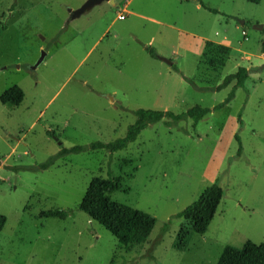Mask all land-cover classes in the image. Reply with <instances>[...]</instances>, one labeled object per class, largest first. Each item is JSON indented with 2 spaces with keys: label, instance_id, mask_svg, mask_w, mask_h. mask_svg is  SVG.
Returning a JSON list of instances; mask_svg holds the SVG:
<instances>
[{
  "label": "rangeland",
  "instance_id": "obj_1",
  "mask_svg": "<svg viewBox=\"0 0 264 264\" xmlns=\"http://www.w3.org/2000/svg\"><path fill=\"white\" fill-rule=\"evenodd\" d=\"M85 1L0 0V97L25 94L0 100V264H217L226 245L264 242V0L104 1L71 19ZM206 41L231 47L221 70L204 63ZM239 67L244 87L215 89ZM234 87L197 124L165 119L114 153L90 147L124 137L138 109L213 107ZM110 175V199L157 220L132 250L79 210L91 180ZM215 183L222 201L194 233L177 214Z\"/></svg>",
  "mask_w": 264,
  "mask_h": 264
},
{
  "label": "trees",
  "instance_id": "obj_2",
  "mask_svg": "<svg viewBox=\"0 0 264 264\" xmlns=\"http://www.w3.org/2000/svg\"><path fill=\"white\" fill-rule=\"evenodd\" d=\"M249 2L259 3L260 0H248ZM213 13H218L216 9H210ZM231 53V47L214 41H206L203 56L204 63L212 70L218 71L225 67L227 58ZM153 57L158 55L154 51H150ZM249 71L246 67H239L237 72L225 77L223 83L215 87L219 90L227 86L233 79L237 80L238 87H244ZM187 80H190L186 78ZM24 91L21 87L15 85L6 90L0 97L2 103H10L19 105L24 99ZM235 96V87L229 93L228 97L213 107H205L196 104L182 113H176L171 110H148L138 109L136 111L137 119L129 126L127 134L119 139L109 143H94L90 147L94 149L106 148L109 152L114 153L124 149L129 143L135 141L138 135L151 123L161 120H169L168 124H174L181 120L191 118L197 124L207 114L217 111L224 107ZM241 113L239 114V116ZM236 139L241 144L239 135ZM82 147H73L72 149H63L62 152L80 151ZM242 151V145L238 153ZM48 164L45 163V166ZM118 186L117 181L110 175L107 178L94 177L79 204V210L86 213L93 221L104 226L118 242L127 250L142 245L148 239L152 232L156 218L143 210L119 203L110 199L107 194L115 190ZM224 191L222 187L215 183L208 186L199 197L189 204L182 212L178 213V217H184L189 221L191 230L194 233L203 235L206 233L210 223L212 222L216 210L222 201ZM70 210L51 209L42 213L45 217H58L66 219ZM7 217L0 213V231L3 229ZM189 232L181 230L178 239L185 241ZM217 264H264V242L256 243L247 240L242 247L226 245L219 256Z\"/></svg>",
  "mask_w": 264,
  "mask_h": 264
},
{
  "label": "water",
  "instance_id": "obj_3",
  "mask_svg": "<svg viewBox=\"0 0 264 264\" xmlns=\"http://www.w3.org/2000/svg\"><path fill=\"white\" fill-rule=\"evenodd\" d=\"M104 1H108L111 4H115V0H86L80 7H78L77 9L74 10H70L71 12V19L76 18V17H80L82 14H84L86 11L91 10L94 6L101 4ZM242 25H244V21L241 22ZM263 25H258L255 26L256 29H263ZM46 55L45 51H42L41 57L39 58L38 62L36 63V65L34 66V68H36L43 60L44 57ZM163 60H167L165 58H162ZM169 63H172L170 61H168Z\"/></svg>",
  "mask_w": 264,
  "mask_h": 264
},
{
  "label": "crops",
  "instance_id": "obj_4",
  "mask_svg": "<svg viewBox=\"0 0 264 264\" xmlns=\"http://www.w3.org/2000/svg\"><path fill=\"white\" fill-rule=\"evenodd\" d=\"M126 7V5L124 6V7H122V6H119L118 8L120 9V11L117 13V18H118V16L120 15V14H125L126 15V17H127V15L128 14H130L131 13V11H129L127 8H125ZM125 17V18H126ZM124 18V19H125ZM119 19V18H118ZM104 34V33H103ZM246 38H247V36H246ZM215 42V41H214ZM217 43H219V42H217ZM222 44V43H221ZM264 56V55H263ZM251 60H252V58H251Z\"/></svg>",
  "mask_w": 264,
  "mask_h": 264
},
{
  "label": "built area",
  "instance_id": "obj_5",
  "mask_svg": "<svg viewBox=\"0 0 264 264\" xmlns=\"http://www.w3.org/2000/svg\"><path fill=\"white\" fill-rule=\"evenodd\" d=\"M125 17H126L125 14H120V15L118 16L119 19H124ZM243 35H244V36L246 35V32H245V31H243ZM251 58H252V56H249L247 59H248V60H251Z\"/></svg>",
  "mask_w": 264,
  "mask_h": 264
}]
</instances>
